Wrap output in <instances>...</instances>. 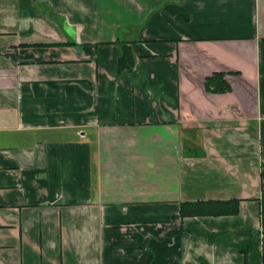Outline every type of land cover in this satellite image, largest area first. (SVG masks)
I'll return each instance as SVG.
<instances>
[{
	"label": "crops",
	"instance_id": "crops-1",
	"mask_svg": "<svg viewBox=\"0 0 264 264\" xmlns=\"http://www.w3.org/2000/svg\"><path fill=\"white\" fill-rule=\"evenodd\" d=\"M0 264H264V0H0Z\"/></svg>",
	"mask_w": 264,
	"mask_h": 264
},
{
	"label": "trees",
	"instance_id": "trees-1",
	"mask_svg": "<svg viewBox=\"0 0 264 264\" xmlns=\"http://www.w3.org/2000/svg\"><path fill=\"white\" fill-rule=\"evenodd\" d=\"M130 57L129 55H122L121 58L119 59V64L118 68L119 70H123L124 68L130 69ZM225 74L224 73H214L210 77L205 78L204 80V89L206 92L211 93V94H225L230 92V86L226 83L225 81ZM191 154V153H190ZM185 155V154H184ZM195 157V156H193ZM198 157H203V153H201ZM201 203L196 202V203H182L180 205V214L184 216L186 214L185 208L187 205L190 206H196ZM217 205H220L219 210L210 208L209 210L203 211L200 210V213L207 214L212 213L214 215H235L238 213V208H239V202L234 200V201H224V202H217ZM194 212H197V210H194Z\"/></svg>",
	"mask_w": 264,
	"mask_h": 264
},
{
	"label": "rangeland",
	"instance_id": "rangeland-1",
	"mask_svg": "<svg viewBox=\"0 0 264 264\" xmlns=\"http://www.w3.org/2000/svg\"><path fill=\"white\" fill-rule=\"evenodd\" d=\"M83 133V132H82Z\"/></svg>",
	"mask_w": 264,
	"mask_h": 264
}]
</instances>
